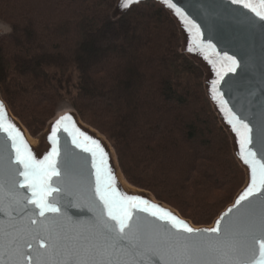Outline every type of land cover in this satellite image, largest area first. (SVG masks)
Returning <instances> with one entry per match:
<instances>
[{"label":"trees","instance_id":"trees-1","mask_svg":"<svg viewBox=\"0 0 264 264\" xmlns=\"http://www.w3.org/2000/svg\"><path fill=\"white\" fill-rule=\"evenodd\" d=\"M117 0H0V90L32 136L69 96L114 147L133 185L210 225L246 182L232 140L155 0L119 18ZM77 82L71 84L70 77Z\"/></svg>","mask_w":264,"mask_h":264},{"label":"snow or ice","instance_id":"snow-or-ice-1","mask_svg":"<svg viewBox=\"0 0 264 264\" xmlns=\"http://www.w3.org/2000/svg\"><path fill=\"white\" fill-rule=\"evenodd\" d=\"M139 0H121V9H128ZM234 5L250 10L261 21H264V0H230ZM162 3L182 21L190 34L191 45L186 49L190 53L203 54L204 58L216 69L217 79L211 82V94L227 122L236 133L240 156L250 168V185L236 201L235 214L244 225L237 229L233 223H226L210 230L198 231L183 220L149 200L121 192L117 187V177L113 165L109 163V153L104 145L77 127L72 115L61 116L54 124L48 140L51 150L38 159L25 140L21 130L7 115L6 106L0 101V162L5 158L19 167L14 168L16 175L23 177L16 181L20 188L30 190L31 196L23 199L35 206L38 216L48 219L53 214V223L59 226L63 216L61 209L50 202L52 193L59 191L53 187V177H60L58 165L61 160V149L65 156L71 152V146L88 153L91 168L94 169L95 181L91 189V208L94 213L92 223L82 235L83 244L69 248L59 236H49L50 244L41 242V247L49 251L40 254L36 264H264V127L257 136L249 121L238 115L224 99V93L218 85L228 73H236L241 62L224 52L221 55L216 45L213 25L209 22L208 37L202 25L193 19L174 0H162ZM209 50L215 59L209 56ZM219 66V67H218ZM64 133L70 137L61 145ZM258 152L261 157L258 158ZM23 195V194H21ZM232 213L233 209H229ZM139 213L154 217L153 227L142 225ZM136 216V219H134ZM155 221L162 223L155 224ZM47 231V229H46ZM211 232L217 235L208 236ZM95 241V242H94ZM30 247V245H28ZM5 253L0 245V264H25L31 257L17 252V258L4 259ZM59 256L60 259L55 257ZM43 257V258H41Z\"/></svg>","mask_w":264,"mask_h":264},{"label":"water","instance_id":"water-1","mask_svg":"<svg viewBox=\"0 0 264 264\" xmlns=\"http://www.w3.org/2000/svg\"><path fill=\"white\" fill-rule=\"evenodd\" d=\"M144 1L147 0H139L131 7ZM155 1L166 8L175 19L182 34L184 52L205 68L208 97L220 121L229 133L234 154L246 173V182L243 188L238 192L234 201L219 214L211 225H196L192 220L183 217L177 209L157 199L150 191L132 186L121 170L113 146L101 133L85 124L77 112L56 115L49 122L42 135L34 137L21 120L13 114L1 92L0 101H3L6 106L8 118L21 130L38 159H42L51 150L48 136L55 122L61 116L72 115L77 127L104 145L105 150L109 153V163L113 165L117 177V187L121 192L143 197L149 200L151 204L159 205L198 231L216 228L218 222L222 229L226 223H233L238 230L242 229L244 225L239 222L234 206L250 185V168L240 156L236 133L228 124L218 102L212 98L211 82L217 79L216 69L204 58L203 54L190 53L186 50L191 45V38L182 21L172 9L162 3V0ZM174 2L202 25L205 41H207L209 22H211L217 37L212 40V43L216 45L217 51H220L221 55L227 52L228 55L235 56L241 62V67L237 69L236 73H228L217 87L224 93L228 107L241 117L246 118L250 126L253 127V132L257 136V143L254 147L258 149L260 147V131L264 127V21H261L250 10L232 4L230 0H174ZM120 3L121 0H117L112 14L115 19L121 17L131 8L121 9ZM208 54L215 59L211 50ZM0 135L6 136V134ZM58 135L62 137V146L66 141L70 144V137L64 133H58ZM257 155L260 158L262 154L258 152ZM61 160L62 162L58 165L61 175L60 177H53V187L58 188L59 191L52 193L49 197L50 202L55 203L63 213V216L59 218V226H57L53 223V214H47L48 219L46 220L45 217L36 214L39 210L35 209L34 205L23 199L24 196L30 197L31 192L16 184V181H22L23 177L16 175L14 168L19 166L15 165L14 162L9 164L7 153H5L4 160L0 162V245H2V251L5 253V260H8L9 257L17 258V252L22 251L31 257L25 260V264H36L38 256L49 251L46 247H41V242L45 245L50 244V235L59 236L64 243L68 244L69 248L85 243L81 236L87 234L86 229L92 223L94 215L90 210L91 189L95 181L94 169L91 168V158L88 153L71 146V152L67 156H65V149L62 147ZM229 209H233V212L230 213ZM138 216L142 225L153 227L151 222L155 220L154 217L147 213H139ZM160 223L162 222L155 221L157 225ZM205 234L208 236L217 235L211 232ZM55 258L60 259L59 256Z\"/></svg>","mask_w":264,"mask_h":264},{"label":"rangeland","instance_id":"rangeland-1","mask_svg":"<svg viewBox=\"0 0 264 264\" xmlns=\"http://www.w3.org/2000/svg\"><path fill=\"white\" fill-rule=\"evenodd\" d=\"M11 30H12V27L9 25V24H7L6 22H4L2 19H0V36H2V35H4V34H8V33H10L11 32ZM179 31H180V29H179ZM180 36H181V44H182V51L184 52V49H183V39H182V34H181V31H180ZM193 60V59H192ZM195 61V60H194ZM196 62V61H195ZM196 63H198V65L200 64L199 62H196ZM201 65V64H200ZM199 65V66H200ZM202 66V65H201ZM200 66V67H201ZM202 68V70H203V72H204V82H205V88H206V70H205V68L202 66L201 67ZM70 81H71V84H73V83H76L77 82V80H76V77L73 75L72 77H70ZM0 92H1V90H0ZM207 92V91H206ZM208 95V94H207ZM62 105V107L64 108V109H73L72 110V112H77V110L75 109V107H74V105H73V102H72V100H71V98L69 97V96H64L60 101H59V104L57 105V107H56V110H55V116L57 115V116H60V115H63V114H65V113H68V112H65V113H59V107ZM69 112H71V111H69ZM78 113V112H77ZM54 116V117H55ZM80 116V115H79ZM53 117V118H54ZM52 118V119H53ZM80 118H81V120L85 123V124H87V125H89L90 127H92L93 129H95V130H97L99 133H101L109 142H110V140L107 138V136L105 135V134H103L100 130H98L97 128H95L93 125H91L89 122H87V121H85L84 119H82V117L80 116ZM52 119H50L49 121H48V123H47V126H48V124H49V122L52 120ZM220 119V118H219ZM22 122V121H21ZM222 123V122H221ZM223 125V124H222ZM47 126H46V128H47ZM45 130V129H44ZM43 130V131H44ZM43 131L41 132V133H39L37 136H34V137H40L41 135H42V133H43ZM110 144H111V142H110ZM112 145V144H111ZM114 148V147H113ZM116 152V151H115ZM117 155V154H116ZM118 158V157H117ZM119 161V160H118ZM122 170V169H121ZM124 174V173H123ZM125 176V175H124ZM126 178V177H125ZM126 180L128 181V179L126 178ZM129 182V181H128ZM130 183V182H129ZM132 186H134L135 188H139V187H137V186H135V185H133L132 183H130ZM141 189H143V188H141ZM144 190H146V189H144ZM147 191H149V190H147ZM153 194V193H152ZM171 206V205H170ZM212 224V223H211ZM210 224V225H211Z\"/></svg>","mask_w":264,"mask_h":264},{"label":"bare ground","instance_id":"bare-ground-1","mask_svg":"<svg viewBox=\"0 0 264 264\" xmlns=\"http://www.w3.org/2000/svg\"><path fill=\"white\" fill-rule=\"evenodd\" d=\"M72 110H73L72 108L71 109H64L62 107V105L59 107V113H65V112L72 113ZM69 111H71V112H69Z\"/></svg>","mask_w":264,"mask_h":264}]
</instances>
